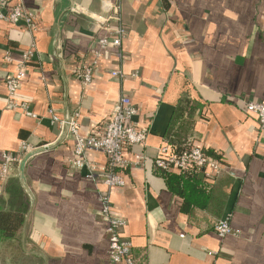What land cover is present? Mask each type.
<instances>
[{"label":"crops","instance_id":"crops-1","mask_svg":"<svg viewBox=\"0 0 264 264\" xmlns=\"http://www.w3.org/2000/svg\"><path fill=\"white\" fill-rule=\"evenodd\" d=\"M8 1L33 10L36 25L0 21V164L23 144L39 149L7 177L29 197L22 227L0 242L13 264H111L104 195L138 264H264V129L240 102L264 101V0ZM114 6L117 20L108 19ZM119 24L123 58L108 46L84 86L77 73ZM20 63L12 98L5 81ZM123 95L136 109L129 123L147 136L123 148L124 184L109 189L97 171L70 165L73 142L51 114L78 112L89 136ZM164 143L172 152L200 147L220 171L167 180L153 164ZM85 156L107 163L98 151ZM224 219L231 233L220 237Z\"/></svg>","mask_w":264,"mask_h":264},{"label":"built area","instance_id":"built-area-1","mask_svg":"<svg viewBox=\"0 0 264 264\" xmlns=\"http://www.w3.org/2000/svg\"><path fill=\"white\" fill-rule=\"evenodd\" d=\"M118 18V7L114 6L113 12L108 19L117 20ZM35 19V12L27 8L23 3L17 2L15 4H10L8 0H0V21L13 24L21 21L28 29L32 30L36 25ZM126 33V29L119 24L112 29L109 38L100 37L97 40V48L93 52L91 62L89 64H83L80 71L77 73L78 79L84 86L90 84L94 66L102 52L108 46H112L116 49V55L119 59L123 58L120 46ZM21 63L5 81L7 94L12 98L15 96L23 76ZM110 74L118 78L124 77L119 70H112ZM240 102L247 112L257 116L260 129H264V101L241 99ZM15 105L14 102L10 101L9 106L13 107ZM26 114L32 115L30 112H26ZM135 114L136 109L131 104L129 97L123 95L113 105L112 115L104 124L103 128L89 136H82L79 133L78 112H68L61 118L55 114H51V119L58 123L61 130H65L73 142V156L69 161L70 165L78 169L83 167L87 168V175L89 177H92V174L97 171L103 183L110 189L124 184L122 176L116 171V168L126 165V160L123 158V148L125 146H141L145 144L146 132L136 129L129 123ZM87 151H98L105 154L107 158L106 165L98 167L96 164L89 161L85 156ZM38 152V148H32L25 144H23L20 151L16 153L3 152L0 164V182H4L7 179L12 164L18 163L22 161V159L25 163L28 158ZM153 164L156 169L163 172L176 171L181 173L184 171L208 169L212 172V175H214L220 171L219 162L207 156L203 150L197 146H187L179 152H172L169 145L164 143L158 147ZM100 203V215L105 223V231L108 236L107 254L111 264H138L132 254L131 243L124 239L120 233L122 227L125 225V221L111 212L110 199L108 196H102L100 198ZM214 229L220 237H224L231 233V227L227 219L219 221Z\"/></svg>","mask_w":264,"mask_h":264},{"label":"trees","instance_id":"trees-1","mask_svg":"<svg viewBox=\"0 0 264 264\" xmlns=\"http://www.w3.org/2000/svg\"><path fill=\"white\" fill-rule=\"evenodd\" d=\"M160 172L167 180H179V176H174L170 172ZM28 209L29 197L19 178L7 179L0 193V242L14 238L24 223Z\"/></svg>","mask_w":264,"mask_h":264},{"label":"rangeland","instance_id":"rangeland-1","mask_svg":"<svg viewBox=\"0 0 264 264\" xmlns=\"http://www.w3.org/2000/svg\"><path fill=\"white\" fill-rule=\"evenodd\" d=\"M4 247H6L7 250L9 249L11 251V246H9V245H7V246L6 245H3V247H2V245L0 244V264H7V263L13 264V262H14L13 259H14V257H15L16 254L11 251L12 258L5 259L6 258L5 256L8 255V251H6V249Z\"/></svg>","mask_w":264,"mask_h":264}]
</instances>
